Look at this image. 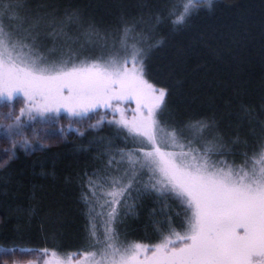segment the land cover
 Instances as JSON below:
<instances>
[{"label": "snow or ice", "instance_id": "snow-or-ice-1", "mask_svg": "<svg viewBox=\"0 0 264 264\" xmlns=\"http://www.w3.org/2000/svg\"><path fill=\"white\" fill-rule=\"evenodd\" d=\"M181 3V12L170 13L174 25L185 23L198 11V3L211 7L213 0ZM82 28L81 18L73 12L31 14L28 0H8L6 7H0V101L8 106L22 96L27 103L20 116L58 114L61 108L72 116L87 115L98 107L120 112L121 102L135 101L133 118L128 120L121 112L115 123L140 147L121 151L119 161L113 156L109 171L98 170L89 179L84 195L89 227L82 249L73 253L45 249L41 254L14 244L0 245V252L21 259L49 256L46 264L73 260L77 264H264V127L251 153L238 152L215 137L202 150L194 147L196 138H186L183 128L161 124L158 116L167 93L145 78V53L129 43L131 29H124L119 51L112 48L107 55L101 52L81 59L89 46L104 41L101 46L106 47L97 29ZM70 29L78 34L72 35ZM20 116L15 117L17 127ZM187 127L202 132L211 125L197 121ZM240 143L247 148V141L239 137L231 141ZM23 146L29 147L28 142ZM16 148L12 143L4 150L0 168L15 159ZM237 154L239 162L228 159ZM114 163L116 171H111ZM152 192L185 206L183 231H177L170 220L153 221L158 240L151 247L122 239L118 225L124 216L134 214L129 203L133 193L139 199ZM4 258L0 255V264Z\"/></svg>", "mask_w": 264, "mask_h": 264}, {"label": "trees", "instance_id": "trees-1", "mask_svg": "<svg viewBox=\"0 0 264 264\" xmlns=\"http://www.w3.org/2000/svg\"><path fill=\"white\" fill-rule=\"evenodd\" d=\"M195 7L198 11L185 23L174 25L170 13L183 10L181 0H28L31 14L76 13L81 31L93 26L106 45H121L124 29H131L129 43L145 53V78L167 93L161 124L189 134L193 128L188 125L204 121L211 127L202 132L194 128V147L202 150L215 137L251 153L264 127V0H213L211 7ZM19 101L8 106L0 101V158H6L4 150L12 143L17 145L15 159L0 168V245H23L41 254L45 249L76 252L84 247L89 227L84 195L92 174L109 171L113 156L119 161L121 151L140 146L113 114L102 122H95L97 113L44 120L20 116L25 104ZM10 113L12 119L7 118ZM215 129L218 135L211 134ZM237 137L247 141V148L231 144ZM25 141L29 147L23 146ZM116 167L114 163L111 171ZM136 200L138 216L126 218L123 232L153 245L158 240L153 221L172 219L174 225L180 217L163 211L166 206L175 211L174 199L152 192ZM0 255L5 257L2 264L39 257Z\"/></svg>", "mask_w": 264, "mask_h": 264}, {"label": "rangeland", "instance_id": "rangeland-1", "mask_svg": "<svg viewBox=\"0 0 264 264\" xmlns=\"http://www.w3.org/2000/svg\"><path fill=\"white\" fill-rule=\"evenodd\" d=\"M7 3H8V0H0V7H6L7 6ZM112 48H115L116 50L118 49V51H119L121 49V45H106V47H102L101 45H96L95 47L89 46L87 48V50H85L82 53L81 59H83L84 56H91V57L95 58L96 56L100 55L101 52H103L105 55H107L108 52ZM128 67H132V65L129 64ZM18 98L22 99L24 101V104L26 105L27 101L24 100L22 96H20ZM113 103L115 104L116 102H113ZM120 109H121L120 112H115V111H113V109H108V108H104V107H98L94 111L89 112L87 115H91L93 113L94 114L97 113L98 119L95 120V122L96 121H102V119H103L102 117L103 116H107V118H112V116L115 115L114 118H115V121H117V120L121 119V112H123L124 116L128 120H131L133 118L134 114H135V111H136L135 101L121 102L120 103ZM25 114L28 115L27 113H25ZM110 114H113V115L109 116ZM32 115L37 116L38 118H41V119H44V120H47V119L52 120L53 118H57V117H60V116H68V117H71V118H74V119H79V118L82 117V116H72L67 111H65L63 108L60 109V111H59L58 114H56V113H49V114H46V115L41 116V115H37L36 113H33ZM158 118H159V116H158ZM214 131H215V133H213V131H212L211 134L218 135L217 134V132H218L217 129H215ZM196 133H197V131L193 128V129H191V132L189 131V134H185L184 133V136L185 137H188V138H192L193 136L195 137ZM239 161L240 160H238L237 162H239ZM135 194L136 193H134V196H135ZM129 203L132 204V205H134V214H132L131 217H134L133 219H136L137 216H138V209H139L138 200H136L135 198H133L132 200L129 201ZM172 203L175 205V208H176L175 211L173 209L170 210L167 206L163 209V211L164 212H170L171 216L172 215H178V216H180L178 220L175 219L176 223L174 224V222H173V224H174L173 226L175 228L177 226V228H178L177 231H181L182 232L183 229L181 228V225L184 222L183 208L185 206L179 204V202L176 201L175 199H174V202H172ZM117 208L121 212L126 211V209L120 208V206H117ZM177 208L179 210H177ZM129 216L130 215L124 216L123 217V222L118 225L119 231L121 233V238L122 239H126L128 241L142 242V240H140L138 238H135L134 239V237L132 238V236H129V235L124 234L125 233V232H123V229H124V221ZM170 221H172V219H170ZM145 244H148V243H145ZM149 246L151 247V244H149ZM147 255H151V251H149V253H147ZM49 258H50L49 256H44V258L42 260L40 258V256H39V257H37L35 259H31V260H27V261L14 260L13 262H11L9 264H46V262H47V260ZM79 259L82 260L83 259V256H80ZM141 259H143V256L141 257ZM71 264H77L76 260H73L71 262Z\"/></svg>", "mask_w": 264, "mask_h": 264}]
</instances>
